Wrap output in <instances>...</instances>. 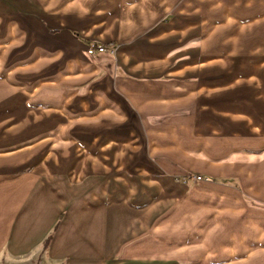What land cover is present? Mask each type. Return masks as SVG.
<instances>
[{"label": "crops", "instance_id": "0c3cea01", "mask_svg": "<svg viewBox=\"0 0 264 264\" xmlns=\"http://www.w3.org/2000/svg\"><path fill=\"white\" fill-rule=\"evenodd\" d=\"M65 2L55 18L43 16L40 23L21 26L13 14L3 22L6 15H0V257L30 253L33 243L53 230L52 249L71 244L83 264H114L115 255L139 252L123 245L124 238L115 234H121L119 225L135 223L142 227L140 232L149 228L168 210V201L188 190L189 184L177 177L184 171L177 167L182 156L176 151L193 155L191 137L208 142L230 136L220 131L222 112L251 123L254 114L232 111L228 99L215 98L195 100L202 113L194 119L187 116L194 93L209 88L192 81L193 0ZM92 43L105 50L90 55L87 48ZM34 106L48 111L40 123L33 122ZM252 126L260 127L257 122ZM140 133L147 139L139 140ZM45 142L53 147L52 153L57 148L71 152L74 162L84 153L87 158L99 156L104 160L94 169L115 174V182L99 186L102 194L92 195L95 204L103 205L98 216L101 231L81 235L68 224L73 231H65L60 227L65 219L60 218L61 210L48 214L49 203L65 205L66 185L34 179L41 169L49 171L55 165V158L42 152ZM139 147L152 154L136 153ZM171 151L174 155L163 158L167 164L148 157L157 159ZM197 151L211 158L203 148ZM62 162L56 164L57 174ZM81 170L94 172L86 166ZM144 174L154 175L148 179L153 182H146ZM258 182H244L242 190L258 198L264 180ZM244 195L243 203L257 211ZM69 234L88 242L76 246L83 240L77 241L73 247L76 240L69 243ZM235 251H229L232 259Z\"/></svg>", "mask_w": 264, "mask_h": 264}, {"label": "rangeland", "instance_id": "374dc122", "mask_svg": "<svg viewBox=\"0 0 264 264\" xmlns=\"http://www.w3.org/2000/svg\"><path fill=\"white\" fill-rule=\"evenodd\" d=\"M65 1L0 0V15H6V18H1L3 22L9 14H13L21 26L40 23L39 19L43 16L55 18L57 9L62 12ZM191 13L192 81L209 88L194 93L193 108L190 115L186 113L187 116L194 119L196 113H202L195 100L228 99V108L232 111H253L252 123L235 113L222 112L220 116L223 120L219 128L230 136L208 142L191 137L193 155L176 151L182 156L177 159V167L184 171L177 177L189 184L188 190L182 197L177 195L178 199H166L170 203L168 210L149 228L140 232L142 227L138 224L119 225L121 229L118 233L121 234L116 231L115 234L124 238L123 245H133L139 252L125 257L115 255L111 259L114 264H232L233 260L241 264H264V185L258 184L260 179L264 180V0H193ZM93 44L101 45L105 50L102 44L92 43L89 46ZM45 107L34 106V124L47 117ZM256 122L259 128L252 126ZM39 127L34 126L33 130ZM244 130L251 134H246ZM145 139L146 136L140 133L139 140ZM42 144L43 148H47L42 152H48L51 158H55V165L50 166L49 171L41 169L34 179L52 185L59 181L66 185L62 190L65 205L57 206L55 201L49 203L48 214L61 210L60 218L63 216L65 219L60 227H64L65 231H71L70 226H74L73 230L81 235L83 232L92 233V230L101 231L98 216L103 212V205L95 204L92 195L102 194L99 186L102 188L104 182H115V174L103 173L102 168L94 169L104 160L99 156L87 158L85 153H81L83 156L74 158V162L71 152L57 148L52 153L51 145ZM200 148L210 152L211 158L199 154L197 150ZM174 152L157 153L161 159L148 157L151 161L167 164L168 160L163 158L174 155ZM136 153L152 154L140 147ZM38 161V164H43L42 160ZM49 161L52 163L51 159ZM58 162H62L59 174L56 173ZM85 166L97 173H83L81 169ZM130 176L136 177L135 174ZM144 177L146 182L152 183L148 179L155 176L144 174ZM251 180L261 185L258 198L242 190L246 189L244 182ZM242 194L246 195L243 197L249 206L256 207L257 211H252L243 203ZM53 232H49L39 244L34 242L30 253L0 257V264H83L78 260L81 253H75L78 249L72 248L71 244L69 247L64 244L59 251L52 249ZM73 235H66L69 243L76 240L73 247L77 241L83 240L76 246L88 242L80 235L74 239ZM135 235L139 237L136 239ZM232 249L237 253L240 251L233 259L232 253H229ZM220 252L225 254L220 255ZM216 254L220 256L218 259ZM91 256L88 254V257Z\"/></svg>", "mask_w": 264, "mask_h": 264}, {"label": "built area", "instance_id": "2783aa9c", "mask_svg": "<svg viewBox=\"0 0 264 264\" xmlns=\"http://www.w3.org/2000/svg\"><path fill=\"white\" fill-rule=\"evenodd\" d=\"M88 53L90 54V55H95V53H97V52H102V51H104V47L103 46H101V45H91V46H89L88 47ZM196 179H200V177H196Z\"/></svg>", "mask_w": 264, "mask_h": 264}]
</instances>
